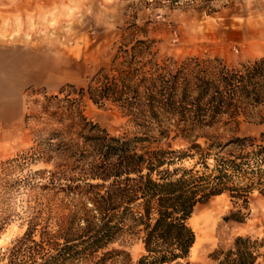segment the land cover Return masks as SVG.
Returning <instances> with one entry per match:
<instances>
[{
  "label": "rangeland",
  "instance_id": "obj_1",
  "mask_svg": "<svg viewBox=\"0 0 264 264\" xmlns=\"http://www.w3.org/2000/svg\"><path fill=\"white\" fill-rule=\"evenodd\" d=\"M200 4L0 0V77L5 99L15 103L14 114L0 119V264H37L28 251L16 253L14 244L27 228L32 227L35 239L55 228L58 206L68 201L49 178L50 170L64 162L50 156L55 153L47 141L52 130L62 131V138H77L85 114L111 134L142 136L137 146L185 148L194 137L172 129L161 132L173 121L168 115L130 114L125 107L145 109L154 76L189 58L240 67L264 55V0H215L210 12ZM98 73L121 77L119 87L127 83L125 91L137 99L125 106L111 98L93 101L90 88ZM249 110L238 116V123L219 122V139L259 136L264 102ZM39 145L49 151L40 153ZM191 162L185 159L183 164ZM188 222L196 234L189 264H216L215 251L234 236H264V194L255 189L246 204L227 192L215 194L194 206ZM111 246L127 249L133 262L144 251L140 236L127 232Z\"/></svg>",
  "mask_w": 264,
  "mask_h": 264
},
{
  "label": "trees",
  "instance_id": "obj_2",
  "mask_svg": "<svg viewBox=\"0 0 264 264\" xmlns=\"http://www.w3.org/2000/svg\"><path fill=\"white\" fill-rule=\"evenodd\" d=\"M200 2L207 12L214 10L215 0ZM201 62L192 57L164 74L158 72L143 110L130 105L137 98L125 91L127 83L119 87L121 77L97 74V84L90 88L93 101H121L130 105L125 107L130 114L158 118L165 113L173 121L160 128L162 133L172 129L194 138L185 148L137 146L142 136L111 134L85 114L77 138H62V131L52 130L47 141L55 153L50 156L64 162L50 170L49 178L68 201L58 206L57 226L45 229L39 239L27 228L14 244L16 253L28 251L37 264L64 259L83 264H189L196 234L188 218L198 202L227 192L246 204L255 189L264 194V131L227 140L217 133L219 122L238 123L239 115L264 102V55L240 67ZM38 151L49 150L39 145ZM185 159L192 162L183 164ZM236 216L243 217L240 209ZM126 232L138 234L143 243L144 251L134 262L127 249L111 246ZM214 254L216 264H264V236L238 234Z\"/></svg>",
  "mask_w": 264,
  "mask_h": 264
},
{
  "label": "crops",
  "instance_id": "obj_3",
  "mask_svg": "<svg viewBox=\"0 0 264 264\" xmlns=\"http://www.w3.org/2000/svg\"><path fill=\"white\" fill-rule=\"evenodd\" d=\"M3 60H1V73L2 68L4 66ZM0 119H6L11 117L14 114L15 110V103L10 102L8 103L5 99V87L3 82V77H0Z\"/></svg>",
  "mask_w": 264,
  "mask_h": 264
}]
</instances>
